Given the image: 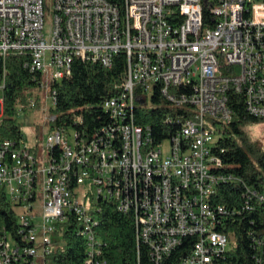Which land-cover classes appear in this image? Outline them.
Segmentation results:
<instances>
[{
  "label": "built area",
  "instance_id": "2783aa9c",
  "mask_svg": "<svg viewBox=\"0 0 264 264\" xmlns=\"http://www.w3.org/2000/svg\"><path fill=\"white\" fill-rule=\"evenodd\" d=\"M53 8L46 34L45 0H0V89L10 51L24 54L39 80L16 115L35 109L34 90L47 86L53 111L54 84L71 75L76 57L108 70L123 53L126 66L103 102L108 121L90 136L57 125L54 112L40 155L22 128L17 137L0 136V188L19 224L15 237L0 229V264H59L52 256L65 232L86 241L84 264H106L95 229L100 201L132 215L153 264L184 244L179 264H232L233 223L247 210L252 245H263L254 225L260 220L264 230V177L247 184L231 172L224 140L231 89L248 114L264 119V0H54ZM157 90L170 107L163 121L174 127L158 142L137 123V108L153 105ZM3 113L4 96L0 124ZM233 183L242 187L238 198L221 203L219 186ZM253 258L264 264L263 255Z\"/></svg>",
  "mask_w": 264,
  "mask_h": 264
},
{
  "label": "trees",
  "instance_id": "16d2710c",
  "mask_svg": "<svg viewBox=\"0 0 264 264\" xmlns=\"http://www.w3.org/2000/svg\"><path fill=\"white\" fill-rule=\"evenodd\" d=\"M206 21L212 23L214 18L206 9ZM24 54L10 51L5 63L8 68L6 87L4 89V113L0 124L1 137H17L21 132V125L16 115V106L26 103L27 92L34 88L39 81L33 79V73L25 66ZM126 58L120 53L112 69L105 70L98 64H90L76 57L72 62V73L61 81L55 82L58 103L53 109L56 114V124L63 127L74 126L90 136L98 127L108 121V114L103 108L106 97L114 93L113 79L124 72ZM3 68V57L0 54V75ZM167 100L157 90L153 96V105L137 108V123L149 125L155 141L165 139L174 131V127L163 120L170 110ZM228 104L233 109V120L227 128L228 137L224 144L229 149L225 154V162L230 165L229 170L245 179L247 184L264 177V147L243 136L242 126L250 121H259L248 114L243 96L231 89L228 93ZM76 116L82 121L76 122ZM240 185H220L219 201L224 204L235 202L241 192ZM101 209L97 217L99 224L96 233L104 241L102 256L106 264H153L148 247L143 243L138 246L133 217L128 212L121 211L112 201H100ZM260 212L264 213V203L260 205ZM253 216L251 210L238 217L233 223L237 235V242L229 252L232 264H257L254 254L264 256V244L252 245V236L248 230L253 225L249 218ZM256 216V215H255ZM257 234L264 236L260 220L254 225ZM18 216L7 199L4 189L0 188V229L17 235ZM4 233V232H3ZM65 244L53 251L52 258L59 264H84L86 258V241L74 232H65ZM187 244L182 245L162 264H179L185 255Z\"/></svg>",
  "mask_w": 264,
  "mask_h": 264
},
{
  "label": "rangeland",
  "instance_id": "374dc122",
  "mask_svg": "<svg viewBox=\"0 0 264 264\" xmlns=\"http://www.w3.org/2000/svg\"><path fill=\"white\" fill-rule=\"evenodd\" d=\"M54 0H45V33L49 34L54 16ZM34 95L39 101L35 109L28 108L17 115L18 122L21 125L22 131L25 135L26 141L33 147H38L39 155L44 150V142L47 132L50 129V121L48 118L51 113V97L47 86L46 89L34 90ZM4 92L0 89V98H3ZM4 116L1 117L3 119ZM243 136L248 137L251 141L258 143L264 147V119L259 121H250L242 126ZM73 140V135L70 136ZM164 148L168 149V142L164 143Z\"/></svg>",
  "mask_w": 264,
  "mask_h": 264
}]
</instances>
